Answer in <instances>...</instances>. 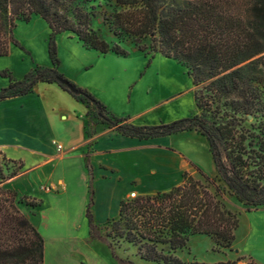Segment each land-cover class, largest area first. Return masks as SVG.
Masks as SVG:
<instances>
[{"label":"trees","instance_id":"16d2710c","mask_svg":"<svg viewBox=\"0 0 264 264\" xmlns=\"http://www.w3.org/2000/svg\"><path fill=\"white\" fill-rule=\"evenodd\" d=\"M86 1L0 0V57L8 54L10 45H17L12 37L16 22L38 16L50 31L51 62L50 68L36 67L20 81L1 71L0 77L9 84L0 89V101L26 95L38 83H56L74 100L94 106L98 124L121 136L148 140L194 131L205 137L214 177L198 169L203 181L194 180L185 172L181 184L166 192L122 201L118 215L102 227L93 222L92 168L84 154L88 237L104 242L118 264L134 263L118 258L112 241L132 245L141 260L157 264H186L176 253L196 236L208 237L216 251L230 250L239 219L227 207L226 197L247 212L264 208V121L256 128L244 125L264 116V0H105L85 10ZM61 33H70L84 49L102 55L152 52L184 66L201 115L154 127H136L127 118L115 117L58 72L54 39ZM0 158L5 159L1 152ZM22 168L18 162L5 176L0 165V183ZM15 196L0 190V264H44V240L16 207ZM27 205L37 206L33 201ZM246 264L257 263L248 258Z\"/></svg>","mask_w":264,"mask_h":264},{"label":"rangeland","instance_id":"374dc122","mask_svg":"<svg viewBox=\"0 0 264 264\" xmlns=\"http://www.w3.org/2000/svg\"><path fill=\"white\" fill-rule=\"evenodd\" d=\"M104 2L105 0H87L82 6L88 10L90 6ZM49 33L47 25L38 16H32L26 23L17 21L12 31V37L17 45H10L8 54L0 57V72L6 70L13 80L20 81L36 67L50 68L51 62L47 53ZM54 40L59 60L58 72L66 80L98 99L115 117L127 118L130 124L136 127H154L201 115V110L194 104L195 88L187 75V70L177 62L152 52L147 54L130 52L126 57L115 56L111 53L102 55L94 50L84 49L70 33L58 34ZM8 84L7 78L0 77V89L6 88ZM39 85L34 92L46 87L42 83ZM34 99L33 96L16 97L0 104V143L11 141L16 136L15 133L22 131L24 126L20 121L23 117L27 119L30 115ZM82 104L86 107L82 115L86 126L92 123L90 128L85 127L86 133H91L88 137L90 143L82 147L89 151L88 145L95 142L94 126L99 120L94 106ZM64 108L68 109L66 106ZM204 116L210 119L208 113H204ZM260 121H264V116L249 119L244 125L248 128L253 125L256 128ZM253 131L257 133L258 129H253ZM11 135L12 137L9 138ZM171 139H173L171 143L182 145L194 156L200 163L204 174L210 177L216 175L205 137L193 132H184L173 135ZM14 154L24 156L28 160L29 169L26 174L19 171L12 179L1 182L0 190L15 192V205L28 219V213L33 214L36 207L32 208L27 203L33 201L38 205V202L32 198L39 194V189L46 190L47 184H41L38 187V181L43 178L40 170L31 169L33 162L25 153L15 152ZM4 157L5 159L0 158V165L3 175L6 176L17 168L18 162L12 163L10 160L12 158L6 154ZM198 169L194 165H188L186 173L194 180L203 181ZM81 189V181L76 179L74 190L77 198ZM76 200L75 198L74 204ZM128 200L131 199L128 198ZM225 200L227 207L238 213L239 219L231 249L216 251L208 237H192L188 240L187 246L176 253V256L184 263L246 264L247 255L251 256L252 253L258 260L264 261V250H261L256 243L253 244L248 234V228L254 225L256 214L246 213L245 208L230 197H226ZM85 224L86 220L79 225L76 232L77 241L70 240L65 243L69 250L67 261L81 258V264H118L112 250L104 242L98 239L92 240L87 236ZM68 225L69 221L57 223V226L63 229H66ZM95 225L100 227L96 222ZM100 233L104 234L105 230L102 228ZM112 243L113 253L120 259L129 260L134 264H157L141 260L136 255V248L132 245L117 241H112ZM49 250L50 264H58L53 249L48 247V252Z\"/></svg>","mask_w":264,"mask_h":264},{"label":"crops","instance_id":"0c3cea01","mask_svg":"<svg viewBox=\"0 0 264 264\" xmlns=\"http://www.w3.org/2000/svg\"><path fill=\"white\" fill-rule=\"evenodd\" d=\"M39 84L30 93L18 96L35 97L34 105L28 118L23 117L20 121L24 126L22 131L15 133L17 137L11 141L0 143V152L10 156V160L22 162L21 171L26 174L28 160L14 154L25 153L33 162L31 169L38 168L43 175L37 186L47 184L46 190L39 189V194L32 198L38 205L34 213L27 216L44 240V264H50L48 247L53 249L58 264H81V258L67 261L69 250L65 243L78 240L76 232L85 220L88 172L84 154L88 155L92 168L93 222L100 226L118 215L120 203L128 200L130 193L135 192L139 197L166 192L181 184L188 165L201 170L200 163L182 145L171 143L175 134L138 140L121 136L100 123L94 126L95 142L91 141L87 151L82 148L90 143L85 133L86 121L82 116L86 107L54 83H42L46 87L34 92ZM10 99L0 101V104ZM186 132L197 134L194 131ZM181 133L184 132L177 134ZM57 144L62 146L60 151L56 149ZM76 179L82 185L78 198L74 190ZM75 198L77 202L74 204ZM250 212L256 217L254 225L248 228V234L252 243L264 250V208ZM59 221H69L68 227L59 228ZM85 226L88 236L87 224ZM250 255L247 257L257 264H264L253 253Z\"/></svg>","mask_w":264,"mask_h":264},{"label":"built area","instance_id":"2783aa9c","mask_svg":"<svg viewBox=\"0 0 264 264\" xmlns=\"http://www.w3.org/2000/svg\"><path fill=\"white\" fill-rule=\"evenodd\" d=\"M56 149H57L58 151H60V150L62 149V146L59 145V144H57V145H56ZM136 197H137V195L135 194V192H132V193H130V195H129V199H134V198H136Z\"/></svg>","mask_w":264,"mask_h":264},{"label":"water","instance_id":"95a60500","mask_svg":"<svg viewBox=\"0 0 264 264\" xmlns=\"http://www.w3.org/2000/svg\"><path fill=\"white\" fill-rule=\"evenodd\" d=\"M59 82L62 84H65L69 91L75 93V89L73 87H71L70 85L66 84L63 80L59 79Z\"/></svg>","mask_w":264,"mask_h":264}]
</instances>
